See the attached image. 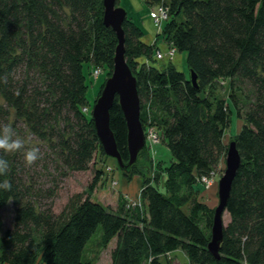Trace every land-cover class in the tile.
<instances>
[{
	"label": "trees",
	"instance_id": "trees-1",
	"mask_svg": "<svg viewBox=\"0 0 264 264\" xmlns=\"http://www.w3.org/2000/svg\"><path fill=\"white\" fill-rule=\"evenodd\" d=\"M142 2L166 9L160 35L175 55H186L198 77L196 87L173 63L158 69L142 62L158 46L143 42L144 26L128 12L122 25L125 57L138 82L140 119L160 132L170 164L156 159L154 168L150 148L158 143H149L140 154L144 160L125 171L145 168L142 205L120 196L114 209L94 200L92 190L103 174L96 168L89 191L70 197L57 214L48 205L38 207L33 197L40 195L22 183L19 153L0 151L9 165L0 183L11 185L0 189V264H96L113 239L112 264H164L179 249L187 264H264V0ZM103 18V0H0V119L12 112L15 121L50 143L68 171L86 170L96 154L107 157L87 98L93 71L113 70L118 39ZM234 115L242 125L230 141L241 163L216 259L208 249L214 208L203 200L202 178L211 179L225 164ZM110 125L127 162L128 130L117 98ZM10 201L14 221L3 231L2 209ZM94 247L97 256L91 254Z\"/></svg>",
	"mask_w": 264,
	"mask_h": 264
},
{
	"label": "rangeland",
	"instance_id": "rangeland-1",
	"mask_svg": "<svg viewBox=\"0 0 264 264\" xmlns=\"http://www.w3.org/2000/svg\"><path fill=\"white\" fill-rule=\"evenodd\" d=\"M119 0L117 6H122L127 10V17H129V11L133 13L130 19L135 17L138 19L141 13L145 11V17L148 13V16L151 18L150 21L147 20L146 25L144 26L145 35L142 37L143 42L148 45H156L158 46L155 54L152 58H147L143 56L141 58L142 62L145 64H149L150 66H154L155 68H163L168 66L170 63H173L178 70L183 71L184 73H189L191 80L192 71L189 70L186 63V55L184 53H177L172 58H169L167 53V49L171 47L162 39L163 36L160 34L164 29V25L168 18L160 23H155L152 18V11H158L162 6L158 5L156 7L146 6L142 0ZM145 19H143L144 21ZM145 22V21H144ZM171 49H174L173 47ZM163 54V58H158V52ZM112 73V72H111ZM111 74L107 75V73L101 69L97 68L92 73V82L90 84L89 90L87 92V98L90 103V107L92 108L100 95L98 94L100 91V86L102 82L107 80ZM106 77V79H105ZM105 83V82H104ZM222 83V82H221ZM225 85L223 92H228L229 85L227 81H223L222 83ZM0 106H4L3 100L0 97ZM92 111V109H91ZM148 119H151V115L146 114ZM15 121V116L11 112L8 117H1L0 123L7 124ZM16 134L29 141L27 146L29 147H37L40 150V158L31 166H27L25 164L23 155L21 152H18V163H21V176L22 183L27 186H33L35 192L40 195L39 197L34 195V199H36L37 206L44 209L47 208V205L51 207L52 211L59 214L63 211L64 207L68 204L70 197L80 194L83 192H88L90 186L94 182V179L97 176V169H102L103 174L98 176V181L95 184V187L92 190V197L94 200L101 202L106 206H110L112 208H116L118 204V198L121 196L122 199H126L129 204H143L142 201V192L145 186V168H140V172L134 173L132 175H126L125 171L121 170L118 167L117 161L115 158H112L107 155V157H103L96 154L95 159L89 164V167L84 171H68L66 168L62 167V164L57 161L54 152L50 148V143L40 140L36 135L32 134L24 125L23 121L16 120ZM63 122L61 123V125ZM242 123L237 119L234 115L230 132L226 135L225 142L228 144L230 142V138L232 135L236 134L240 128ZM144 129L145 136L147 139V144L149 143H158L159 146L151 145L150 151L153 153L152 160H154L153 167H156V158L163 159L167 164L171 162V153L166 144H160V132L155 131L153 126H151L149 121H146ZM158 130V129H156ZM160 149L159 153H164L163 155L158 154L157 150ZM148 151V150H147ZM143 151H141L138 155V158L135 163L142 162L144 159L140 155ZM145 153V152H144ZM166 155V156H165ZM128 162V161H127ZM151 161H149L150 163ZM134 163V164H135ZM133 164V165H134ZM131 165V167L133 166ZM225 164L217 167L218 174H214L212 177V183L207 184L203 182V193L202 197L204 202L211 208H216L219 204L218 199V180L224 173ZM153 168H151L152 170ZM136 172V171H135ZM128 174V173H127ZM154 176L149 179V181H153ZM34 194V192H32ZM2 217L4 219V228L3 231L7 228H10L13 225L14 221V206L13 202L10 201L3 209H2ZM223 222L226 224L229 222V214L225 212L222 215ZM98 239L97 236L92 238L91 242H94ZM92 246L95 244L92 243ZM96 246V245H95ZM116 246V239H113L108 246L100 252L98 255V260L96 264H112L111 253ZM97 251H95V247L93 248L94 256H97ZM170 261L172 264H187L188 258L182 250H176L171 252L163 259V263L166 264Z\"/></svg>",
	"mask_w": 264,
	"mask_h": 264
},
{
	"label": "water",
	"instance_id": "water-1",
	"mask_svg": "<svg viewBox=\"0 0 264 264\" xmlns=\"http://www.w3.org/2000/svg\"><path fill=\"white\" fill-rule=\"evenodd\" d=\"M104 24L112 27L118 39L114 65L111 76L105 81L101 95L92 109V118L96 132L106 155L115 158L118 167L123 171H129L141 151L147 152V139L145 129L140 119L141 103L138 94V82L125 57V32L123 22L127 17V10L117 6V0H103ZM191 82L197 85V75L191 73ZM117 98L127 124V143L129 160L124 162L117 148V142L110 125V110ZM225 168L223 175L218 180L219 204L214 208L213 223L211 228V240L208 244L209 251L216 259H220V246L224 239L222 215L226 212V206L230 197L232 182L241 163V156L235 141L231 140L227 145Z\"/></svg>",
	"mask_w": 264,
	"mask_h": 264
},
{
	"label": "clouds",
	"instance_id": "clouds-1",
	"mask_svg": "<svg viewBox=\"0 0 264 264\" xmlns=\"http://www.w3.org/2000/svg\"><path fill=\"white\" fill-rule=\"evenodd\" d=\"M29 141L19 137L10 124L0 123V151L4 153L21 152L27 166L33 165L40 158V150L37 147L27 146ZM8 162L0 157V175L7 172ZM10 183H0V189L9 190Z\"/></svg>",
	"mask_w": 264,
	"mask_h": 264
},
{
	"label": "built area",
	"instance_id": "built-area-1",
	"mask_svg": "<svg viewBox=\"0 0 264 264\" xmlns=\"http://www.w3.org/2000/svg\"><path fill=\"white\" fill-rule=\"evenodd\" d=\"M152 18L154 19L155 23H160L163 22L164 20L167 19L168 14L165 8H160L158 11H152ZM176 49H168L167 50V55L169 58H172L175 55ZM158 58H163V54L161 52H158L157 54ZM204 183L211 184L212 183V178L209 179L207 177H203Z\"/></svg>",
	"mask_w": 264,
	"mask_h": 264
},
{
	"label": "crops",
	"instance_id": "crops-1",
	"mask_svg": "<svg viewBox=\"0 0 264 264\" xmlns=\"http://www.w3.org/2000/svg\"><path fill=\"white\" fill-rule=\"evenodd\" d=\"M127 1L129 2V1H131V0H127ZM122 2L125 3L123 0H122ZM131 2H132V1H131ZM145 12H148V11H145V9H144V13H141V14L139 15V16H140L139 19H140V21L142 22V25H143V26L146 25L147 20H148V21L151 20V18L148 16V13L146 14L147 16L145 17ZM132 14H133V13H132ZM135 18H136V17H135ZM136 19H137V18H136ZM143 19H145V20H144L145 22L143 21ZM158 146H159V145H158ZM159 151H160V149L157 150V155H158V154H162V153H159ZM156 159H157V158H156ZM35 264H43V263L37 262V263H35Z\"/></svg>",
	"mask_w": 264,
	"mask_h": 264
}]
</instances>
